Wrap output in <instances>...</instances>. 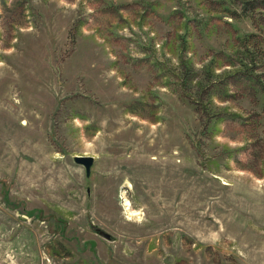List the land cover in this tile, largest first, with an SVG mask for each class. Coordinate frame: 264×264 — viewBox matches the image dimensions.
Segmentation results:
<instances>
[{
    "label": "rangeland",
    "instance_id": "374dc122",
    "mask_svg": "<svg viewBox=\"0 0 264 264\" xmlns=\"http://www.w3.org/2000/svg\"><path fill=\"white\" fill-rule=\"evenodd\" d=\"M244 4L0 0V264H264Z\"/></svg>",
    "mask_w": 264,
    "mask_h": 264
},
{
    "label": "water",
    "instance_id": "95a60500",
    "mask_svg": "<svg viewBox=\"0 0 264 264\" xmlns=\"http://www.w3.org/2000/svg\"><path fill=\"white\" fill-rule=\"evenodd\" d=\"M73 159L77 164L83 165L85 169V174L88 176L91 171V166L94 162V157L92 155H86V154H75L73 156ZM98 232L106 238L110 237V234L107 231L99 229Z\"/></svg>",
    "mask_w": 264,
    "mask_h": 264
},
{
    "label": "trees",
    "instance_id": "16d2710c",
    "mask_svg": "<svg viewBox=\"0 0 264 264\" xmlns=\"http://www.w3.org/2000/svg\"><path fill=\"white\" fill-rule=\"evenodd\" d=\"M261 1V2H260ZM251 3L252 7H264V0H245V6L246 4Z\"/></svg>",
    "mask_w": 264,
    "mask_h": 264
},
{
    "label": "bare ground",
    "instance_id": "6f19581e",
    "mask_svg": "<svg viewBox=\"0 0 264 264\" xmlns=\"http://www.w3.org/2000/svg\"><path fill=\"white\" fill-rule=\"evenodd\" d=\"M129 186L131 185V183L128 184ZM132 186V185H131ZM123 197V196H122ZM125 206L127 207L128 210H131L132 209V204L130 201L126 200V203H125ZM132 211V210H131ZM132 214H137L136 211H132Z\"/></svg>",
    "mask_w": 264,
    "mask_h": 264
}]
</instances>
